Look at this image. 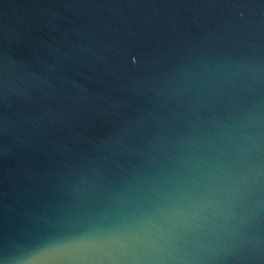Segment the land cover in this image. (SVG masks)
<instances>
[{
	"label": "water",
	"instance_id": "obj_1",
	"mask_svg": "<svg viewBox=\"0 0 264 264\" xmlns=\"http://www.w3.org/2000/svg\"><path fill=\"white\" fill-rule=\"evenodd\" d=\"M0 264H264V0H0Z\"/></svg>",
	"mask_w": 264,
	"mask_h": 264
},
{
	"label": "clouds",
	"instance_id": "obj_2",
	"mask_svg": "<svg viewBox=\"0 0 264 264\" xmlns=\"http://www.w3.org/2000/svg\"><path fill=\"white\" fill-rule=\"evenodd\" d=\"M32 259H33V261H38L40 258L33 257Z\"/></svg>",
	"mask_w": 264,
	"mask_h": 264
}]
</instances>
